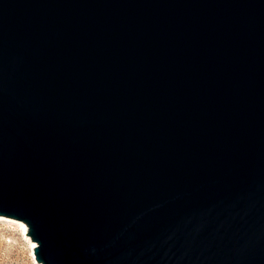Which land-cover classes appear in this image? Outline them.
Instances as JSON below:
<instances>
[{
  "label": "water",
  "instance_id": "water-1",
  "mask_svg": "<svg viewBox=\"0 0 264 264\" xmlns=\"http://www.w3.org/2000/svg\"><path fill=\"white\" fill-rule=\"evenodd\" d=\"M0 216L40 264H264V0H0Z\"/></svg>",
  "mask_w": 264,
  "mask_h": 264
},
{
  "label": "rangeland",
  "instance_id": "rangeland-1",
  "mask_svg": "<svg viewBox=\"0 0 264 264\" xmlns=\"http://www.w3.org/2000/svg\"><path fill=\"white\" fill-rule=\"evenodd\" d=\"M0 264H40L29 239L15 221L0 219Z\"/></svg>",
  "mask_w": 264,
  "mask_h": 264
},
{
  "label": "bare ground",
  "instance_id": "bare-ground-1",
  "mask_svg": "<svg viewBox=\"0 0 264 264\" xmlns=\"http://www.w3.org/2000/svg\"><path fill=\"white\" fill-rule=\"evenodd\" d=\"M0 219H6V220H9V221L17 222L20 225V227H21L22 231L24 232V234L26 235V237L29 239L31 247L34 250V247L37 245V243L35 241L31 240L29 236H27V234H26L27 233V225L23 221L16 220V219H13V218H7V217H3V216H0Z\"/></svg>",
  "mask_w": 264,
  "mask_h": 264
}]
</instances>
